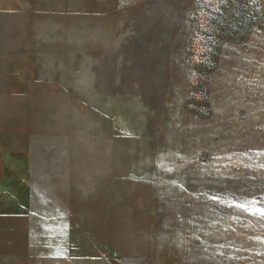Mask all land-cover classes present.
Segmentation results:
<instances>
[{"label":"rangeland","instance_id":"374dc122","mask_svg":"<svg viewBox=\"0 0 264 264\" xmlns=\"http://www.w3.org/2000/svg\"><path fill=\"white\" fill-rule=\"evenodd\" d=\"M3 1L8 187L29 141L75 186L71 264H264V0Z\"/></svg>","mask_w":264,"mask_h":264},{"label":"crops","instance_id":"0c3cea01","mask_svg":"<svg viewBox=\"0 0 264 264\" xmlns=\"http://www.w3.org/2000/svg\"><path fill=\"white\" fill-rule=\"evenodd\" d=\"M3 4L4 1L0 0V6ZM43 136L52 137V132L44 131ZM33 150L29 141L24 148L22 160L21 153L18 152L12 171V188H9V169L6 164V153L0 140V196L12 200L9 201L11 203L9 208H12L14 213L34 215L25 228L41 229L45 236L0 238V264L77 262L78 256L76 255V258L72 252L69 238L63 236L64 231L70 229L68 215L75 211L72 209L76 204L75 186L70 191L68 179H64L63 175L54 177L51 169L49 172L43 170L40 174L34 175L36 165L32 156ZM38 215L44 217H39L38 220ZM18 228L22 229L20 226Z\"/></svg>","mask_w":264,"mask_h":264},{"label":"snow or ice","instance_id":"6c2138e0","mask_svg":"<svg viewBox=\"0 0 264 264\" xmlns=\"http://www.w3.org/2000/svg\"><path fill=\"white\" fill-rule=\"evenodd\" d=\"M262 212H264V210H262Z\"/></svg>","mask_w":264,"mask_h":264}]
</instances>
